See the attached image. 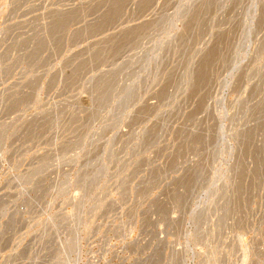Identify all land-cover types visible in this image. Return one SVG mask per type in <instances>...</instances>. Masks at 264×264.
I'll return each instance as SVG.
<instances>
[{"label": "rangeland", "instance_id": "374dc122", "mask_svg": "<svg viewBox=\"0 0 264 264\" xmlns=\"http://www.w3.org/2000/svg\"><path fill=\"white\" fill-rule=\"evenodd\" d=\"M127 221L264 264V0H0V264Z\"/></svg>", "mask_w": 264, "mask_h": 264}, {"label": "built area", "instance_id": "2783aa9c", "mask_svg": "<svg viewBox=\"0 0 264 264\" xmlns=\"http://www.w3.org/2000/svg\"><path fill=\"white\" fill-rule=\"evenodd\" d=\"M104 227L103 232L80 239L79 255L68 264H141L139 256L149 245L146 235L137 230L142 226L127 221Z\"/></svg>", "mask_w": 264, "mask_h": 264}, {"label": "bare ground", "instance_id": "6f19581e", "mask_svg": "<svg viewBox=\"0 0 264 264\" xmlns=\"http://www.w3.org/2000/svg\"><path fill=\"white\" fill-rule=\"evenodd\" d=\"M74 241H76L75 243H77V240H74ZM72 244H73V241H72ZM74 245V244H73ZM72 245V248L70 249V247H68L72 252H74V251H77V249H78V253H76V258L78 257V255H79V245L78 246H76V247H78V248H75L74 246ZM67 248V249H68ZM67 249L65 250V251H62L61 252V256H60V258L54 263V264H68L67 262L69 261V256L70 255H68V257L66 258V255H67ZM71 251H69V252H71ZM66 252V253H65ZM68 252V253H69ZM70 254V253H69ZM72 254V253H71Z\"/></svg>", "mask_w": 264, "mask_h": 264}]
</instances>
